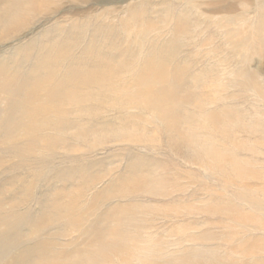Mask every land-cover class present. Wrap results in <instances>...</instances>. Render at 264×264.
I'll list each match as a JSON object with an SVG mask.
<instances>
[{"label":"rangeland","instance_id":"rangeland-1","mask_svg":"<svg viewBox=\"0 0 264 264\" xmlns=\"http://www.w3.org/2000/svg\"><path fill=\"white\" fill-rule=\"evenodd\" d=\"M26 1L34 4L37 0L23 2ZM203 1L208 3L207 0H55L48 7L37 8L28 27L21 28L15 35L11 34L8 41L0 44V82L8 79L10 84L7 87L0 84L5 89L2 92L9 96L5 102L0 100V264H31L41 255H48L45 249L48 252L54 250L58 253V258L62 255L71 257L77 248L82 250L87 244L80 239L85 236V232V239L94 235V230H87L88 225L102 222L110 204H116V200L105 201L111 191L109 186L113 185L112 188L116 189L118 180L122 179L124 182L126 177L134 176L137 171H148L149 165L160 167V164L169 168L172 180L180 177L179 185L192 186L189 188L190 195L184 202L173 204L174 207L187 206V209L169 211L167 216L151 213L140 216L147 221L143 223L145 228L141 237L162 241L174 247H178L180 243L193 247L192 244L196 243L191 240L202 237L205 240L199 243L206 244L208 248H220L219 255L224 257L228 256L229 250L244 248L241 244L248 243L245 246L255 247L256 256H259L250 264L264 262V226L254 219L260 217L264 223L262 206L258 209L237 196L241 193L237 190L239 188L235 185L227 186L225 179L212 178L198 168L187 166L181 159L171 160L164 151L111 142L91 148L73 140L68 141L67 136L72 135L70 129L48 132L50 137L58 140V146L51 153L38 146L35 150L32 146L30 151L22 152L21 147L27 148L30 143L27 141L16 145L18 147L11 143L5 145L8 147L1 145L8 139L6 131L22 117L15 109L18 103L26 102L24 92L28 96L38 86L37 89L43 93V102L53 101L58 105L67 99V94L95 91L96 89L84 84L95 71L102 77L108 76L110 72L109 75L117 77L118 83H124L122 87L126 89L117 87L116 92L125 94L118 98L116 92L115 96L109 94L112 100H122L129 91L141 90L139 85L152 81L163 73L172 80L175 69L180 70L179 76L191 85L201 75L204 77L210 74L211 69L214 71L216 68L223 75L222 81L225 83L236 81L235 77L229 75L230 72L243 73L248 70L259 74L260 81L264 83V0H227L238 8L239 14L236 12L232 17H248L247 23L241 22L239 18V25L228 28L225 27L223 15L216 17L210 11L200 9ZM1 16L0 14V18ZM239 26L243 29L240 30ZM255 28L258 30H253ZM178 29L182 32L178 33ZM186 30L188 33L184 34ZM229 35L236 37L235 42ZM240 39L249 40L243 42ZM239 80L241 81L240 78ZM78 81L83 83L80 88L76 86ZM17 90L23 93L18 94ZM234 92L240 94L233 103L234 106L248 115L247 120L258 119V113L253 116V112L261 109L260 99L241 88L230 90V93ZM36 101L34 100V105H43L42 100ZM63 106L72 115L71 118H63L66 121L60 120L68 121L73 128L85 126L95 130L100 126L103 128V123L106 122L105 125H111L112 132H118L129 117L131 121L136 116L134 112L128 116V113L123 115L112 108L91 105L88 107L90 113H99L93 117L92 114H85L89 112L88 108L80 111L75 103L64 102ZM78 110L85 115L79 117L76 112ZM7 113L12 114L8 117ZM143 114L148 116V113ZM48 119L53 125L60 121H53V116ZM36 120L38 123L42 122L43 114ZM43 134L41 131V135ZM237 137L246 138L242 134H237ZM257 140L264 143V140ZM65 145L68 149H75V152L66 149ZM252 145L260 153L254 156V160L245 153L240 156L248 158L256 166L254 168L262 172L264 146ZM251 183L264 188V180ZM73 188L83 189L85 198L79 204L88 213L84 217L72 215L75 220L82 222L79 227L70 231L69 225L62 219L66 214L61 215L59 207L71 201L68 191ZM214 198L232 202L235 210L241 211L244 217L251 220L236 223L221 216H211L208 213L210 209L227 207L226 203L216 204L219 200L216 202L212 200ZM255 198L264 204L263 192L255 193ZM93 200L97 205L94 213L93 209L88 210ZM120 201L117 200V203H129V200L124 203ZM140 202L142 200H138ZM43 217L46 226L43 224ZM100 226L103 228L104 224ZM49 239L52 243L56 242L57 246L44 245ZM187 252L189 251L175 255L182 257L188 255Z\"/></svg>","mask_w":264,"mask_h":264},{"label":"bare ground","instance_id":"bare-ground-1","mask_svg":"<svg viewBox=\"0 0 264 264\" xmlns=\"http://www.w3.org/2000/svg\"><path fill=\"white\" fill-rule=\"evenodd\" d=\"M23 1L24 0H0V14L2 15L0 18V44L8 41L11 34L15 35L21 28L24 29L28 27L33 19V13L37 8L42 6L48 7L55 0H37L34 4ZM207 1L208 3L204 1V3H200V9H206L216 17L223 15L226 28H228V26H236V24L240 22V17L239 19L235 16H231L237 12L238 8L236 4L227 2V0ZM247 18L241 19V22L247 23ZM242 29L243 28L240 27V30ZM253 30H258V28ZM177 32L180 33L182 30L178 29ZM186 33H188L187 30L184 31V34ZM228 34L231 33L229 32ZM247 36L249 35L247 34ZM231 39L235 42L236 37H231ZM248 40L240 39V41L243 42ZM166 69H168V67ZM172 69L173 68H171V70ZM212 70L213 69H211L210 74H206L204 77L201 75V78H199L194 85H191L179 76L180 70L175 69L173 70L174 77L172 80H169L165 76V73H163L158 77H154L152 81H147V83L139 85L141 90L129 91L127 96L122 100L115 99L114 97L115 100H112L111 95L115 96V94L118 93V95H116L118 98L125 94H122L120 91L116 92L118 88H126H123L124 86L122 87L124 83L117 82L116 76L109 75L111 74L110 72L108 76L102 77V75H99L100 73L95 71L88 77L86 82H84L87 87L93 88L94 90L96 89L97 91L78 93L75 95L67 94V99L61 101L58 105L53 101L47 103L46 100L43 102V93L40 89H37L38 86H35L33 90L28 93V96H26L27 92H24L23 96L26 102L17 104L15 110H18L22 114V117L13 127L6 131L5 135L8 136V139L2 142L1 145L8 147L5 145L11 143L14 144V146H19L22 142L27 141L30 143L27 145V148L26 146L21 147L22 152L30 151V147L32 146H34L35 150L37 149L36 146H38L43 151L51 153L55 150L56 146H58V140L57 138L53 139L50 137L48 132L56 133V129H70L72 130V135L67 136L68 141L73 140L78 144H84L91 148L101 147L111 142L114 144L126 143L131 146H142L144 148L147 147L146 149L164 151L171 160L181 159L187 166L198 168L204 171L206 175L207 173L210 174L212 178L225 179L227 181V186L235 185L239 188L237 190H240L241 193H238L237 196H241L244 200L249 201L251 205L258 209H261L262 206L264 210V204L255 198V193L260 191L264 193V188H258L251 183L263 181L264 171L260 172L256 170V168H254L255 165H253L248 158L246 159L240 156L245 153L246 155H250L248 157L254 160V156L260 153L252 144L264 146V143H259V140H257V138L261 139L260 141L264 140V83L260 81L259 74L249 70L243 73L230 72L229 75L235 77L236 81L231 80L225 83L222 81L223 75L220 71H218L217 68L214 71ZM9 77L10 76H8V78ZM7 80L1 81L0 84L7 87L10 85ZM79 81L76 83L78 88L83 85V83L80 84ZM233 88H241L244 92L253 93L260 99L259 103L261 109L253 112V116H256L258 113L256 117L258 119L247 120V118H249L248 115L242 113L234 106L233 103L238 100L237 98L240 94L237 92L230 93V90ZM2 90H5L4 87H0V100L5 102L9 99V96H6L7 94L5 95ZM17 91L18 94L23 93L21 90ZM26 91L28 90L26 89ZM34 100H37L36 102L42 100L43 105H38L37 103L34 105ZM64 102L65 104L66 102L77 104L78 107H80L77 109H80V111L91 105H97L101 108H112L119 111V113L121 112L123 115H125L124 113L129 114L134 112L136 116H134L131 121H129V117V122L126 121L122 130L118 132H112L110 129L111 125H105L106 122L103 123V128L100 126L95 130H90L85 126L73 128L72 124L68 121L62 122V120H60L65 117V119H68V117L72 115V113L65 111L63 106ZM80 111H76L79 117H81L80 115L92 114L90 110L85 114ZM143 113H148V116H145ZM7 114L9 117L12 113ZM41 114H43V121L38 123L36 118ZM94 114L96 116L99 113L93 111L92 116ZM51 116L54 117L53 121L57 120L56 123L60 120L58 124L53 125L51 123L52 121L48 119ZM128 116H130V114ZM154 122L158 123V125H155ZM150 127L152 128L151 130ZM41 131H43V135H41ZM155 133L158 135H155ZM237 134H242L243 137L246 136V138L240 139L237 137ZM256 135H258L257 138ZM250 140L254 142H250ZM67 147L66 149H68ZM68 150H73L72 152H75V149L70 148ZM69 156L72 160L71 154ZM47 157L49 158V156ZM149 166L148 171H137L136 174L134 173V176L126 177L127 179L124 182H122V179L121 181L118 180V188L114 189L112 188L113 185L109 186V190L111 191H109L105 201L116 200V204H110L107 209L104 220L100 222L104 224L103 228L100 226L101 224L98 223L99 221L88 225L87 230H94V235L91 238L85 239L87 235V232H85V236L80 238L87 243H85L86 245L83 246L82 250L77 248L75 251L73 250L74 252L73 255L71 254V257L62 255V257L58 258V253H55L54 250L48 252V249H45L48 255H41L38 257L37 261L34 260L35 262L31 264H250L253 260L259 258V256H256L257 250L255 247L247 248L245 246L248 243L241 244L244 248L241 247L229 250L228 256L224 257L219 255L220 248H208L206 244L203 245L199 243L205 240L202 237L191 240L193 243H196L192 244L193 247L190 246L191 248L183 246L184 244L182 243H180L178 247H174L162 241H153L151 238L147 239V241L146 238L141 237L140 234L145 228L143 223L147 222L141 218L144 214L147 213L148 215L151 213L153 215L158 214L167 216L169 211H178L179 209L186 210L187 206L174 207L173 204L184 202L186 197L190 195L189 188L192 187L179 185V176L176 177L175 180H172L168 173V167L161 166V164L160 167ZM129 173L132 172L129 171ZM99 180L101 179H98V181ZM103 191L105 192V190ZM68 194L70 197L69 200L71 201L62 204L59 210L61 211V215L63 213L66 214L62 216V219L67 222L71 231L79 227V224L82 222L75 220L73 216L76 214L84 217L88 212L87 209H81L82 207H80L79 204L80 201L85 198L82 188L70 189ZM117 200H121L120 202L122 203L126 202L125 200H129V203L120 204L119 202L117 203ZM138 200H142V203H138ZM212 200L216 202L219 200L216 204L226 203L227 207L226 209L222 207H215L210 210L205 209L207 211L209 210L208 213L211 216H221L236 223L251 220L249 217H244V213L241 211L235 210L232 202L221 201V199L218 198ZM159 201L161 203H159ZM166 201L171 203H167ZM96 206L93 200L88 210L93 209L94 213ZM191 209L194 208L191 207ZM185 214L186 213H183L182 215ZM254 219L264 226L260 217ZM43 224L45 226L47 225L45 217H43ZM51 239L46 241L44 245L48 247L57 246L56 242L52 243L50 241ZM41 245L43 247V243ZM182 251H189L187 252L189 254L182 257H177L175 255ZM28 264H30V262ZM261 264H264V262Z\"/></svg>","mask_w":264,"mask_h":264}]
</instances>
